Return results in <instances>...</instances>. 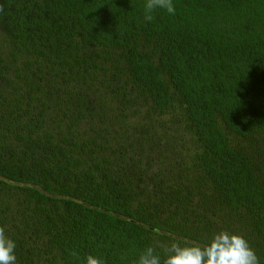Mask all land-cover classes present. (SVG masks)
<instances>
[{"label": "trees", "instance_id": "trees-1", "mask_svg": "<svg viewBox=\"0 0 264 264\" xmlns=\"http://www.w3.org/2000/svg\"><path fill=\"white\" fill-rule=\"evenodd\" d=\"M172 3L148 22L145 0H0L16 264H133L221 230L264 264V0Z\"/></svg>", "mask_w": 264, "mask_h": 264}, {"label": "clouds", "instance_id": "clouds-1", "mask_svg": "<svg viewBox=\"0 0 264 264\" xmlns=\"http://www.w3.org/2000/svg\"><path fill=\"white\" fill-rule=\"evenodd\" d=\"M175 12L172 0H145L144 19L150 22L156 9ZM15 242L0 227V264H16ZM72 255L79 259L76 252ZM83 264H104V261L91 254ZM133 264H259L258 257L248 241L238 233L221 230L203 245L189 240L173 242L158 253L152 246L146 247Z\"/></svg>", "mask_w": 264, "mask_h": 264}]
</instances>
